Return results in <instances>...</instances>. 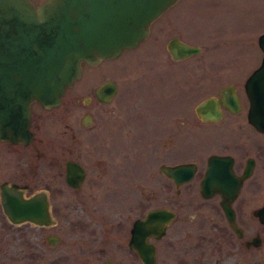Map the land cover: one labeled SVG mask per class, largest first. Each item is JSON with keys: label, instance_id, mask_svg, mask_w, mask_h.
<instances>
[{"label": "rangeland", "instance_id": "1", "mask_svg": "<svg viewBox=\"0 0 264 264\" xmlns=\"http://www.w3.org/2000/svg\"><path fill=\"white\" fill-rule=\"evenodd\" d=\"M262 31L264 0H178L150 24L136 47L84 66L83 78L67 90L78 98V124L83 111L92 117L83 128L82 157L88 169L84 187L52 200L54 224H15L3 242L10 246L9 252L0 250V264L105 262L117 247L127 251L131 221L166 203L169 182L158 165L193 159L201 166L205 153L223 148L227 128L235 129L234 120L241 116L219 125L201 123L193 106L222 83L243 79L258 64L256 37ZM173 36L200 46L199 53L171 59L166 42ZM103 78L116 82V95L109 104L83 107V96L91 95V87ZM107 166L108 185L101 177L103 172L106 178ZM97 174L99 183L91 184ZM125 179L124 186L118 184ZM174 195L178 212L171 230H186L181 218L190 209L180 207L182 196ZM48 233L59 235V242L46 243ZM166 239L157 244L163 255Z\"/></svg>", "mask_w": 264, "mask_h": 264}, {"label": "flooded vegetation", "instance_id": "2", "mask_svg": "<svg viewBox=\"0 0 264 264\" xmlns=\"http://www.w3.org/2000/svg\"><path fill=\"white\" fill-rule=\"evenodd\" d=\"M84 66L94 65L81 62L80 76L65 89L57 105L46 108L37 101L30 102L28 122L21 129L20 135L15 139L0 137V198L2 188L8 189L9 196L24 199L41 192L46 197L49 215L54 223L57 219L51 209L52 200H61L68 193L76 194L84 187L88 176L82 157L85 154L82 150L86 147L83 128L91 123L92 117L83 111L79 125L78 119L74 117L78 98L67 92L76 81L83 78ZM252 70L243 79L236 78L237 82L222 83L216 93L205 95L193 106L201 123L205 121L219 125L229 117L241 116V119L234 120V130L227 128L230 134L221 141L223 148L217 152L205 153L201 166V163L193 159L180 161L193 162L195 170L189 180L179 185H175L173 179L160 170L161 164L170 163L161 162L158 165V171L168 180L169 185L165 190V205L152 208H166L173 216L165 224L161 236L147 238L153 244V261L143 262L137 251L127 244L132 222L152 209L149 208L131 221L126 240L127 251L125 248L123 252L120 251L119 248L123 246H119L105 262L74 264H264V125L257 127L248 120V99L243 86ZM105 82L114 84L115 92L108 95V100L102 101L97 95V89ZM116 91V82L103 78L91 87V95L83 96L82 105L93 107L96 103L109 104ZM230 95L237 102L235 108L225 104ZM65 96L68 101L64 100ZM206 97L217 100L219 117L215 120H205L195 111V105ZM211 155L219 156L218 169L226 168L230 179H223L218 175L215 183L204 188L201 181ZM78 169L82 172L80 180L77 178ZM104 169L107 170L106 178L103 172L101 177L108 185V166ZM101 177L97 174L91 179V184H98ZM125 182L126 179L124 183L120 181L118 184L124 186ZM174 194L182 196L183 201H178L180 207L190 209L181 218V225L187 226L186 230H171L178 212L173 206ZM23 222L31 223L13 222L4 212L0 201V250L9 252L10 245L6 246L3 242L9 233L12 234L13 226ZM192 224L195 225L194 228H191ZM164 236L167 239L163 255L157 244ZM162 258L165 261H161Z\"/></svg>", "mask_w": 264, "mask_h": 264}, {"label": "water", "instance_id": "3", "mask_svg": "<svg viewBox=\"0 0 264 264\" xmlns=\"http://www.w3.org/2000/svg\"><path fill=\"white\" fill-rule=\"evenodd\" d=\"M178 0H0V137L17 138L28 122L29 103L37 101L49 108L80 76L82 61L97 64L121 51L135 47L149 33L150 23ZM261 50L259 64L244 81L248 99L247 118L257 127L264 125V31L256 38ZM174 60L195 55L198 45L171 37L166 42ZM115 85L105 82L97 89L102 101L113 95ZM226 106L237 102L233 95ZM205 120L219 117L217 100L206 97L195 105ZM219 156L211 155L201 183L206 188L217 176L230 179L226 168L218 169ZM73 169H71L72 171ZM160 170L175 185L189 180L195 170L193 162L161 164ZM82 172L78 169L77 178ZM77 180V182L79 181ZM1 190V205L15 223L30 221L37 225L54 223L43 193L29 198L9 196ZM173 213L166 208H152L132 222L128 246L143 262L153 261V244L149 236L159 237ZM50 245L59 242L57 234L46 235Z\"/></svg>", "mask_w": 264, "mask_h": 264}]
</instances>
